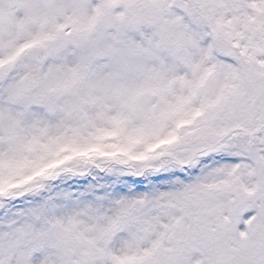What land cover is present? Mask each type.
<instances>
[{"label": "snow or ice", "instance_id": "1", "mask_svg": "<svg viewBox=\"0 0 264 264\" xmlns=\"http://www.w3.org/2000/svg\"><path fill=\"white\" fill-rule=\"evenodd\" d=\"M0 264H264V0H0Z\"/></svg>", "mask_w": 264, "mask_h": 264}]
</instances>
